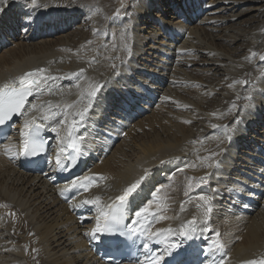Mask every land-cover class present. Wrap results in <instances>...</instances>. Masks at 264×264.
<instances>
[{
  "label": "bare ground",
  "instance_id": "obj_1",
  "mask_svg": "<svg viewBox=\"0 0 264 264\" xmlns=\"http://www.w3.org/2000/svg\"><path fill=\"white\" fill-rule=\"evenodd\" d=\"M24 1L0 0L1 77L47 67L48 76L63 74L58 76V85L63 87L68 80L67 90L74 94L65 100L68 103L80 99L82 91L86 94L89 81L107 82L99 94L92 125L87 124L89 164L92 172L104 179L93 196L83 189L74 196L88 200L100 196L102 205L111 204L122 193L124 176L139 161L149 160V178L141 187L144 192L133 199L132 208L139 210L153 201L165 204L171 218L155 224V230L196 217L197 239L173 236L181 245L176 251L190 254L186 261L217 264L222 255L226 264L264 259V168L246 169L251 164L249 156L257 154V147L264 148V93L250 90L252 75L264 74V61L261 65L259 59L264 52V4L259 3L264 0H200L202 17L190 26L170 7L176 6L183 17L189 14L187 19L193 22L192 16L201 12L200 4L198 8L191 2L192 10L189 4L184 9L182 0H45L46 11L50 7L66 10L48 22L43 17L38 25L35 22L41 34L71 25L78 17L75 11L81 8L90 10L82 27L93 26L62 35H41L38 40L37 34L35 38L30 35L27 41L18 33L24 19L37 15V9L23 6ZM244 2L257 5L247 8ZM94 8L98 16L88 18ZM220 21L226 27L215 24ZM159 22L167 31L162 32ZM251 22L257 23L255 29L247 25ZM65 44L75 51L74 59L66 49L58 52ZM182 51L188 55L178 57ZM81 68L85 72L77 79L74 74ZM123 71L116 82L115 73ZM144 72L154 73L167 85L161 88L159 105L144 119L133 122L132 113L124 110L128 104L123 88H135L139 81L148 84ZM260 82L264 89V80ZM52 93L46 92L43 100L48 101ZM104 96L108 97L105 102ZM124 121L128 128L120 131ZM114 124L120 126L110 129ZM20 140L14 134L9 147ZM4 148H0V264H102L94 253L105 251L104 236L98 233L91 239L86 235L95 228L97 208L80 200L82 204L72 209L70 205L77 200L61 201L58 188L7 162L2 156ZM210 156L211 161L201 159ZM208 163L214 166L207 167ZM164 178L167 180L161 181ZM201 178L207 179V184L200 186ZM221 178L230 181L220 183ZM238 185H243V191ZM248 185L251 189H246ZM240 192H245L244 201L238 197ZM199 196L213 197V211L206 221L204 207H196L203 204ZM216 232L225 245L223 253L211 250L215 236L203 244ZM163 247L159 245L155 253Z\"/></svg>",
  "mask_w": 264,
  "mask_h": 264
},
{
  "label": "snow or ice",
  "instance_id": "obj_2",
  "mask_svg": "<svg viewBox=\"0 0 264 264\" xmlns=\"http://www.w3.org/2000/svg\"><path fill=\"white\" fill-rule=\"evenodd\" d=\"M30 3L35 4L36 0H29ZM89 44L91 41L88 42ZM131 53L129 52V55ZM260 61H264V55L259 57ZM90 64L92 62H89ZM113 69L116 65H111ZM85 72L84 68H81L78 73H75V77L79 79ZM45 68H38L33 71H28L18 78V81L12 83H6L0 87V126L4 125L7 121H10L13 116L28 117L24 120L22 133L23 141L18 155L26 157L37 156L45 150L43 139L41 136L42 131L46 126H51V122H56V127L52 128L59 138V151L54 155L55 166L61 170L65 169L69 164L75 166L78 163L81 153V141L83 140L82 134L77 135L81 125L85 124L89 118L90 112L95 106H98L100 102V93L107 86V82H88L86 94L80 93V99L73 103L63 102L53 105L48 102L47 105L39 103H31L30 97L44 94L45 91L52 93V89L48 85L49 80H54L56 77H51L45 74ZM119 75V73H115ZM231 86V85H230ZM77 88H81L80 84L76 85ZM251 99V97H249ZM129 107H132L131 100L127 98L124 101ZM30 105V106H29ZM27 106V107H26ZM71 110V111H70ZM39 112L40 116H29L30 113ZM59 118V119H57ZM188 123V121H185ZM215 129L217 125L213 124ZM231 127V126H228ZM61 132L64 133L61 136ZM66 142L72 147V151H66ZM217 153H213V156ZM12 158V157H10ZM213 157L201 158L212 160ZM163 163V161H162ZM213 163H208L207 167H213ZM215 167L219 168V162H215ZM148 170L145 169L144 175L129 186L125 187L122 193L115 197V200L111 204L102 205V198L96 196L93 199H86L84 204H92L97 207V216L95 218V228L86 235L91 239H96L97 234H110L124 237L125 240H131L135 243L137 240H143L141 247L144 249L145 259L143 261H137L136 264H162L166 256H172L176 249L181 245L172 239L173 236L182 238L185 241H192L197 239L195 236L197 219L193 217L186 223H181L178 229L172 227L152 230L154 224H158L161 221L170 219L166 215L167 208L165 204L160 202H150L146 206L140 207L139 210L132 209L133 218L128 221V211L132 205V201L138 194V190L141 189L144 181L148 178ZM104 177H91L84 176L82 178L71 180L68 185L64 187L60 195L64 196L65 192L72 190L83 189L88 191L90 187L96 186L100 180ZM204 182V178H201L200 183ZM192 187V185H189ZM238 188L243 191V185H238ZM239 194V193H238ZM185 195H188L185 192ZM210 196H199L198 200L203 204L198 203L196 207L199 209L204 207L203 217L206 221L209 214L213 211ZM154 207V210H153ZM184 206L181 205V211H184ZM211 231V229H206ZM220 233H215V238L212 241L213 251L224 252L225 245L219 239ZM113 243H123V241H113ZM162 244L163 250L160 253H155L151 244ZM218 264H226V259L222 255ZM245 264H264V259L259 261L249 260Z\"/></svg>",
  "mask_w": 264,
  "mask_h": 264
},
{
  "label": "rangeland",
  "instance_id": "obj_3",
  "mask_svg": "<svg viewBox=\"0 0 264 264\" xmlns=\"http://www.w3.org/2000/svg\"><path fill=\"white\" fill-rule=\"evenodd\" d=\"M124 1L126 2V1H128V0H124ZM122 2H123V1H122ZM130 2H131V1H130ZM130 2H129V3H130ZM206 2H208V0H205L203 3H206ZM227 2H228V1H227ZM201 4H202V3H201ZM201 4H200V8H201V10H203V8H202L203 6H202ZM244 4L246 5L247 8L252 7L253 5H257V4L254 3V2H244ZM263 4H264V3H259V5H261V6H262ZM128 6H129V5H128ZM197 7L199 8V5H198ZM94 10H95V9H93V11H92L91 13L95 16L96 13H93V12H95ZM203 11H204V10H203ZM154 12H155V11H154ZM96 16H98V13H97ZM234 19L236 20L237 18H234ZM234 19H232V20L234 21ZM222 23H223V24H222ZM222 23H221L220 26L223 25L222 27H226V26H225V23H224V22H222ZM247 25L249 26V28H251V27L253 26V29H255V26H257V23H256V22H251V23H248ZM260 30H261V29H260ZM259 32H260V31H259ZM239 44H241V43H239ZM260 56H261V55H260ZM192 68H193V67H191L190 70H191ZM255 84H257V82H256V81H253V80L251 79V85H252L251 87H253V86L255 87ZM237 123H238V120H237L236 124H237Z\"/></svg>",
  "mask_w": 264,
  "mask_h": 264
}]
</instances>
